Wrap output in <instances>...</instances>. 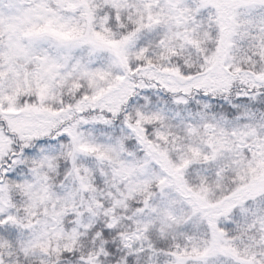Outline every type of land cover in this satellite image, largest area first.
Instances as JSON below:
<instances>
[{
  "label": "snow or ice",
  "instance_id": "6c2138e0",
  "mask_svg": "<svg viewBox=\"0 0 264 264\" xmlns=\"http://www.w3.org/2000/svg\"><path fill=\"white\" fill-rule=\"evenodd\" d=\"M0 264H264V0H0Z\"/></svg>",
  "mask_w": 264,
  "mask_h": 264
}]
</instances>
